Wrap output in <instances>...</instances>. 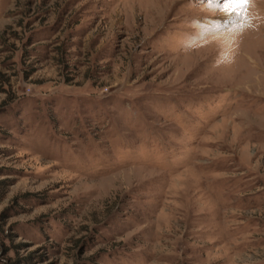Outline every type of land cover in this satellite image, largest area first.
<instances>
[{"label":"rangeland","instance_id":"1","mask_svg":"<svg viewBox=\"0 0 264 264\" xmlns=\"http://www.w3.org/2000/svg\"><path fill=\"white\" fill-rule=\"evenodd\" d=\"M0 264H264V0H0Z\"/></svg>","mask_w":264,"mask_h":264},{"label":"snow or ice","instance_id":"2","mask_svg":"<svg viewBox=\"0 0 264 264\" xmlns=\"http://www.w3.org/2000/svg\"><path fill=\"white\" fill-rule=\"evenodd\" d=\"M210 6L219 7L225 14H236L239 17L241 11L245 10L249 0H223L222 4H218L217 0H208ZM233 23H238L233 21ZM242 26V25H241ZM214 30H223V27L220 25H215Z\"/></svg>","mask_w":264,"mask_h":264}]
</instances>
